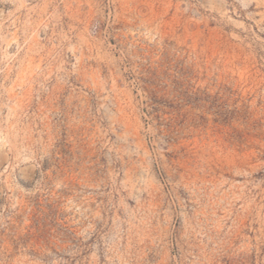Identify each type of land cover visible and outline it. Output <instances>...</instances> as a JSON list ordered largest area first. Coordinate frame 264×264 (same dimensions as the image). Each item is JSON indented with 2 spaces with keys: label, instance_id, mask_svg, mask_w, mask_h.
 Here are the masks:
<instances>
[{
  "label": "rangeland",
  "instance_id": "374dc122",
  "mask_svg": "<svg viewBox=\"0 0 264 264\" xmlns=\"http://www.w3.org/2000/svg\"><path fill=\"white\" fill-rule=\"evenodd\" d=\"M0 264H264V0H0Z\"/></svg>",
  "mask_w": 264,
  "mask_h": 264
}]
</instances>
